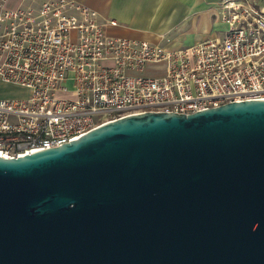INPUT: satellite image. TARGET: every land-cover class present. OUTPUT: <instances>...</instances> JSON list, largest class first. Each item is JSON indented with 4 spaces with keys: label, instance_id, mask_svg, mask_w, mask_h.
Instances as JSON below:
<instances>
[{
    "label": "water",
    "instance_id": "1",
    "mask_svg": "<svg viewBox=\"0 0 264 264\" xmlns=\"http://www.w3.org/2000/svg\"><path fill=\"white\" fill-rule=\"evenodd\" d=\"M0 264H264V99L0 155Z\"/></svg>",
    "mask_w": 264,
    "mask_h": 264
},
{
    "label": "built area",
    "instance_id": "2",
    "mask_svg": "<svg viewBox=\"0 0 264 264\" xmlns=\"http://www.w3.org/2000/svg\"><path fill=\"white\" fill-rule=\"evenodd\" d=\"M222 39L169 47L115 37L74 0H0V155L56 147L131 113L264 99V0H219ZM161 65L157 76L140 74ZM71 81V89L64 83Z\"/></svg>",
    "mask_w": 264,
    "mask_h": 264
},
{
    "label": "crops",
    "instance_id": "3",
    "mask_svg": "<svg viewBox=\"0 0 264 264\" xmlns=\"http://www.w3.org/2000/svg\"><path fill=\"white\" fill-rule=\"evenodd\" d=\"M115 21L105 31L115 37L182 47L225 35L219 0H74Z\"/></svg>",
    "mask_w": 264,
    "mask_h": 264
},
{
    "label": "rangeland",
    "instance_id": "4",
    "mask_svg": "<svg viewBox=\"0 0 264 264\" xmlns=\"http://www.w3.org/2000/svg\"><path fill=\"white\" fill-rule=\"evenodd\" d=\"M162 73L161 65L148 64L145 70L140 73L147 76H157ZM64 85L71 89V81H66ZM26 89L12 86L10 84H4L0 81V97H21L26 95Z\"/></svg>",
    "mask_w": 264,
    "mask_h": 264
}]
</instances>
